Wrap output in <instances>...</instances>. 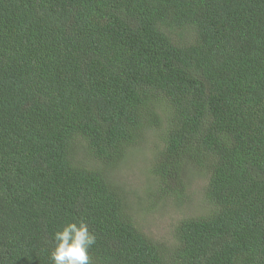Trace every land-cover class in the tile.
<instances>
[{"label": "trees", "instance_id": "1", "mask_svg": "<svg viewBox=\"0 0 264 264\" xmlns=\"http://www.w3.org/2000/svg\"><path fill=\"white\" fill-rule=\"evenodd\" d=\"M148 133L160 198L206 180L168 243L109 175ZM79 220L91 264H264V0H0V264Z\"/></svg>", "mask_w": 264, "mask_h": 264}, {"label": "rangeland", "instance_id": "2", "mask_svg": "<svg viewBox=\"0 0 264 264\" xmlns=\"http://www.w3.org/2000/svg\"><path fill=\"white\" fill-rule=\"evenodd\" d=\"M154 137L155 134L148 133L143 142L129 149L121 164L109 175L125 193L135 224L150 238L168 243L179 220L202 213L204 204L201 199L206 180L195 176L193 170L187 175L190 186L186 193L190 204L177 206L165 197L160 198L159 189L164 184L151 173L158 145ZM77 155L82 153L78 151L75 157Z\"/></svg>", "mask_w": 264, "mask_h": 264}, {"label": "clouds", "instance_id": "3", "mask_svg": "<svg viewBox=\"0 0 264 264\" xmlns=\"http://www.w3.org/2000/svg\"><path fill=\"white\" fill-rule=\"evenodd\" d=\"M56 246L51 252L54 264H91L89 249L96 236L84 220L69 222L54 233Z\"/></svg>", "mask_w": 264, "mask_h": 264}]
</instances>
